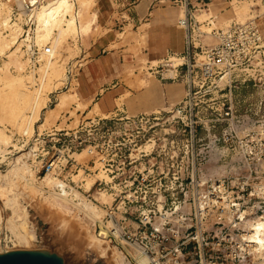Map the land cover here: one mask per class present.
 I'll list each match as a JSON object with an SVG mask.
<instances>
[{
	"label": "built area",
	"instance_id": "built-area-1",
	"mask_svg": "<svg viewBox=\"0 0 264 264\" xmlns=\"http://www.w3.org/2000/svg\"><path fill=\"white\" fill-rule=\"evenodd\" d=\"M45 1L0 0V6L5 8L0 15V32L6 34L17 27L20 53L30 72L51 59V46H38L33 36V12ZM172 4L184 9L177 25L186 32V50L146 62L142 69L159 80L185 85L187 102L170 109L179 116L185 109L192 113L197 94L210 93V89L201 91L207 81L212 85L216 78L220 81L236 70L247 72L258 59L262 39L253 19L234 22L225 28H213L216 44L200 50L198 55V47L192 42L195 20L187 7L188 0H172ZM74 67H66V90L76 77ZM193 125L192 121H160L156 117L150 120L143 115L93 117L73 128L36 132L26 145H36L31 155L40 157L35 175L51 174L57 182L71 185L102 212L96 219L81 210L79 215L88 219L99 242L119 250L129 264H264V256L253 260L254 253L244 241L238 250L226 255L218 248L224 239L219 237L222 231H243L244 222L264 215V185H239L237 176H230L229 180L217 172L198 174L194 155L178 157L171 152L174 144L194 141ZM159 129H163V136H158ZM176 133L185 138L176 137ZM26 136H18L17 142H25ZM38 149L41 150L37 155ZM82 152L89 156L88 166L73 157ZM79 170L82 176L100 175L88 191L83 187V178L78 184L70 177ZM257 173L250 170L248 177ZM59 190L60 185L45 188L48 194ZM92 190L105 192L110 202L97 201ZM180 204H188L190 212H184L185 206ZM210 236H216L217 248L209 242Z\"/></svg>",
	"mask_w": 264,
	"mask_h": 264
},
{
	"label": "rangeland",
	"instance_id": "rangeland-1",
	"mask_svg": "<svg viewBox=\"0 0 264 264\" xmlns=\"http://www.w3.org/2000/svg\"><path fill=\"white\" fill-rule=\"evenodd\" d=\"M91 2L92 0L85 3L82 0L75 2V10L81 15L80 26L89 21L88 19L91 16L92 25L95 23L96 16L94 14L84 15L90 8ZM252 4V0L240 2L233 0L231 2L232 12L236 15V23H244L254 18L253 14H249V6ZM0 7L4 9H1L0 13L3 14L5 8ZM215 14L214 12L208 15L213 18L207 16L202 21H198L199 30L192 33V42L198 47L195 49V53L197 54H199L200 50L216 44L217 41L212 36L211 31L213 28H225L231 24V18L222 21L218 17L214 19V16H217ZM179 18H182L180 14L173 22L176 26H178L177 20ZM211 19V24L207 25L206 22ZM145 26L144 24L138 30L134 29L133 31L127 28H117L113 34L115 43L109 45V48L118 47L119 45L124 46V52L128 55V62L124 65L123 74L126 85L131 92L126 91L117 104L120 105L127 97L134 93H140L146 84L150 83L151 88L147 91L144 102L155 103L160 100L159 104L144 109V113L135 114L134 111L130 112L131 114H135L132 117L143 115L144 119L150 120L152 117H156L160 121H183L186 123L192 121L194 123V141L192 143L183 142L174 144L170 150L171 152L178 157L189 156L190 154L194 155L196 157L198 174L206 173L209 175L217 172L218 175L228 177L229 180L237 176L239 185H264V40L261 42L262 48L260 54H258L257 61L252 63L247 72L236 70L231 73V76L225 77L220 81L216 78V82L212 85L207 81L204 87L201 88V91L203 89H210V93L205 96L197 94L198 96L192 102V104L196 103L192 113L190 114L185 109V111L177 116L175 113H171L170 109L179 105L183 106L187 102L185 85L180 82L159 80L157 76L153 77L142 69L148 59L142 52V48L146 44ZM92 29L93 26L89 31L85 33L81 32L75 38H69L67 43L63 45L62 50L55 56L59 65H57L51 76L53 78H50L49 86L47 84L45 88V93L48 94L46 104L40 110L38 119L32 124L31 132L26 136L25 142H17L18 136H21L23 133L15 125L13 126L10 121L20 112L19 110L23 109L21 107L25 105V101L20 95L15 93L11 95L10 91H8V95L5 93L7 96L5 95L4 98L0 99V116H2L0 119H5V121L2 119L3 123L0 124V135H4L5 138L9 139V144L6 147H2V149H5H3L4 152L0 155V173H6L14 159H26L27 165L34 173L35 185H40L43 175H35L39 168L40 157L35 158L34 155H31V152L36 149V145H33V149L30 148L32 145H26V142L34 133L38 132L41 134L44 129L53 126L55 121L60 118V113L69 112V115L75 118L67 128H73L77 125L78 116L75 115V110L83 109V107L75 96L71 95L73 94L72 91H76L74 87L75 82H73L69 90L64 88L65 70L67 65H71V67L75 66L73 72L77 73L80 65L90 58L87 54L89 44L103 34V32ZM193 29L197 30L196 26ZM45 44H49L52 48L51 41ZM15 48L11 47L6 52H0V68L4 69L5 63L8 62L7 73L10 77L17 76L26 79L31 72L25 69V62L22 59L20 51L17 50L12 54L13 56L8 57L10 51H13ZM196 57L202 59V56L196 55ZM44 62H41L33 72L35 79H39L40 75L37 71L40 66L42 68ZM162 84H174L172 90L175 97L171 94H169L171 95L170 98L166 97L167 95L164 96L165 89H168V86H163ZM32 89L33 87H30V90ZM5 97L8 98L6 99ZM62 97L63 104L59 107L56 106L58 100ZM167 98H169V103L165 102ZM135 99L136 96L132 97L128 102L132 104V100ZM74 104L76 105L75 109H70L71 105ZM45 111L47 113L43 116V120L42 114ZM98 113L99 111H97V106L95 105L94 109L87 114V117H93L94 114ZM26 115H28L27 112ZM60 119L61 124L57 127L58 129L63 127L66 121L64 117ZM163 129H159L158 136H163ZM176 137L185 138V135L176 133ZM21 150L23 151L22 153ZM40 150H37V155ZM28 153L30 155L24 157ZM73 157L79 164L84 166L89 165V156L86 152ZM34 165L37 167H33ZM250 170H256L258 173L256 176L248 177ZM81 174L82 171L79 170L77 175L72 173L70 177L74 182L78 181V184H81L80 180L83 178L85 191H88L93 181L100 177L99 174L92 176H82ZM38 176L39 178H37ZM89 183V188H86V185ZM22 185L24 186L23 182L19 181V184L16 186L17 188L14 187L13 191L18 194L16 200L19 207L26 208V212H28L29 220L27 221L26 229H31L34 233L21 238L10 230L12 226L10 227V222L7 218L11 211L2 201L12 197V191L9 192L8 190L7 192L6 187L0 200L3 218L0 220V252L16 249H45L60 255L64 259L65 264H116L119 250L112 246L103 245L94 237L90 222L79 215L78 208H74V206L68 204L59 205L62 202L47 196L48 193L44 192L42 194L37 191H31ZM69 186L75 189L71 185ZM77 192H80L79 194L84 196L85 198H83L94 206L89 201V198L86 197V194L78 190ZM91 193L96 200L100 195L109 197L106 202H110L111 200L110 196L105 192L95 193L92 190ZM179 195L182 196V194H178V197ZM180 206H185L183 207L184 212H190L188 204H180ZM100 213L102 215V212ZM223 213H226V211ZM208 228H210L209 225ZM243 233L241 229L233 232L231 230L222 231L219 237L224 239L221 241V245L218 246L219 250L223 251L225 255L233 252L235 248L238 250L237 246L242 242L241 235ZM213 235L214 233H211V236ZM211 236L209 237V242L212 243L214 248H217L215 246L217 242L216 236L214 238ZM22 239L31 240L33 243L20 241ZM252 257L253 260L257 259L254 255Z\"/></svg>",
	"mask_w": 264,
	"mask_h": 264
},
{
	"label": "crops",
	"instance_id": "crops-1",
	"mask_svg": "<svg viewBox=\"0 0 264 264\" xmlns=\"http://www.w3.org/2000/svg\"><path fill=\"white\" fill-rule=\"evenodd\" d=\"M161 1V0H160ZM92 0L90 8L84 14H94L96 16L93 24L94 31L103 32V34L93 40L87 50L90 56L75 73L76 77L71 84L75 82V90L72 91L75 98L83 109H76L75 115L78 116V122H82L93 117H110V116H132L144 113V109L157 106L160 102L145 103L144 97L147 91L143 88L140 93H134L121 103L117 104L119 99L129 91V87L124 80V65L128 62V55L125 54L124 46L111 47L115 43L114 33L118 29L127 28L133 31L142 26L146 36L145 47L142 48L144 55L148 57L146 62L158 61L169 56L182 54L186 50V32L176 26L173 22L179 14L184 15V9L172 4V0ZM233 0H188L191 17L197 10H209L213 7L218 18L222 21L231 18V23L235 22L236 15L233 14L231 2ZM244 0H237V2ZM253 4L249 6V14L254 15V23L257 25L261 39L264 40V0H252ZM168 3V4H167ZM179 8V9H178ZM204 8V9H203ZM92 17V16H91ZM90 17V18H91ZM90 18L88 20H90ZM209 18H213L210 16ZM216 16H214V19ZM195 20V19H194ZM212 19L206 24L210 25ZM150 24V25H149ZM195 26L199 30V23L195 20ZM92 29V30H93ZM215 29V28H214ZM169 86L174 84H162ZM179 88V87H178ZM177 90L179 91V89ZM182 89V87H181ZM166 97L170 98L165 89ZM131 92V91H129ZM136 96L133 103L128 100ZM169 98L165 101L169 103ZM57 99V98H56ZM97 106L98 114L93 117H87V114ZM75 104L70 109H75ZM135 112L131 114L130 112ZM47 113L42 114V117ZM60 118H66L64 126L67 128L74 121V117L69 112L60 113ZM58 118L50 130L57 128L61 124ZM44 120V117H43ZM41 125V124H40ZM43 130V131H44Z\"/></svg>",
	"mask_w": 264,
	"mask_h": 264
},
{
	"label": "bare ground",
	"instance_id": "bare-ground-1",
	"mask_svg": "<svg viewBox=\"0 0 264 264\" xmlns=\"http://www.w3.org/2000/svg\"><path fill=\"white\" fill-rule=\"evenodd\" d=\"M76 1L77 0H46L45 2L37 6V8H35L33 12V20L35 24L33 29V36L36 44L38 46H44V44L47 42L51 41L52 43L51 59H46V61L42 64V68L40 66L37 71L40 75L39 79L34 78L33 72H31V74L26 79L17 76L10 77L7 73L8 62L5 63L4 69L0 68V99L2 97L4 98V96L6 95L5 93H7L8 95V91H10L11 95L14 93L20 95L25 101V105L21 107L23 109L19 110L20 112L17 111L18 114L10 120L12 122V125H15L25 135H28L31 132L32 124L38 119L40 110L46 104L48 94L45 93V88L49 83L50 78H53L51 76L54 73L55 68L57 67V65H59L57 59H55V56L60 52V50H62L63 45L67 43L69 38H75L79 35V33H85L89 31L93 26L92 20L85 22L83 26L79 25L81 15L75 10ZM87 1L89 0H82L83 3ZM1 9L3 8L0 7V13ZM182 9L183 8L181 7V10ZM214 12L215 11L213 7L210 6L209 10L201 9L195 11L193 13V16L196 21H202L205 17L207 18L210 13ZM18 37L19 32L17 27H13L6 34L0 32V52L3 53L8 51L11 47H17L13 51H10V55L8 54L9 57L13 53H15V51H20V42H18ZM69 49H71V47H69ZM30 87H33V89L30 90ZM150 88V83L146 84V86L144 87L145 91H149ZM167 88L168 94H171L175 97L172 90L174 86L169 85ZM63 102L64 101L62 97L60 100H58L56 106H61ZM26 112L28 113V115H26ZM1 117L2 116H0V118ZM2 119H0V124L3 123ZM3 120L5 121V119ZM8 144L9 139H7V137L5 138L4 135H0V155L4 152L3 149H5H2V147H6ZM22 152L23 151L21 150V153ZM29 155V153L25 154L24 157H28ZM79 155L80 153L73 154V156ZM19 181L23 182L24 186H22L24 188L31 191H37L38 193L40 192L42 194L45 192L46 187L60 185V190L58 192L49 193L47 196L60 200V202L62 203H60L59 205L68 204L74 206V208H78L79 210L83 211L90 219H96L101 216V211L96 209L95 206H93L91 203H88L86 199H84L85 197L79 194L80 192L72 189L68 184L64 185L60 182H57V180L51 174L44 175L40 180V185H35L34 173L32 169L27 165L26 159H14L11 162L8 171L4 174L0 173V200L1 196H3L2 194H4L3 192L6 187L7 192L8 190L9 192L12 191V197H9L2 202L5 206H8L11 211L10 215L7 218V220L10 222V227L12 226L10 230L21 238L23 236L32 235L34 231L31 229H26L27 221L29 220V216L27 214L28 212H26V208L23 209L19 207V204L16 200L18 194L13 191V188L19 184ZM89 185L90 183L86 185V188H89ZM103 196L104 195H100L97 197V200L101 203L106 202L107 198H109L107 196ZM225 207L227 208L226 210H228L229 204H226ZM1 210L2 208H0V220L3 219ZM243 214V212L240 213V216L242 218ZM244 225L245 227L242 231L244 233L241 235L242 241L246 242L248 246L251 247L250 250H252V252L254 253V257L258 258L264 256V215L254 219L253 221H246L244 222ZM20 241L30 243L32 242L28 239H22ZM116 264L129 263L126 261L123 254L119 252L118 258L116 259Z\"/></svg>",
	"mask_w": 264,
	"mask_h": 264
},
{
	"label": "water",
	"instance_id": "water-1",
	"mask_svg": "<svg viewBox=\"0 0 264 264\" xmlns=\"http://www.w3.org/2000/svg\"><path fill=\"white\" fill-rule=\"evenodd\" d=\"M0 264H65L55 252L45 249H16L0 252Z\"/></svg>",
	"mask_w": 264,
	"mask_h": 264
}]
</instances>
